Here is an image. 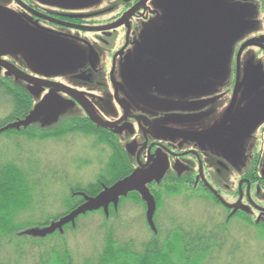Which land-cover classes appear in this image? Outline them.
<instances>
[{
  "label": "flooded vegetation",
  "instance_id": "1",
  "mask_svg": "<svg viewBox=\"0 0 264 264\" xmlns=\"http://www.w3.org/2000/svg\"><path fill=\"white\" fill-rule=\"evenodd\" d=\"M227 1L240 13L248 6L252 23L223 61L192 58L188 28L196 15L209 20L197 0H0V79L33 99L6 76L14 62L2 46L32 52L45 30L85 46L69 48L74 58L60 70L58 92L75 100L65 119L99 127L91 114L108 122L112 142H140L133 169L169 152L175 170L163 176L184 196L214 202L227 221L244 217L264 229V74H253L264 70V0ZM177 24L186 39L174 36ZM19 69L16 77L38 85L35 94L55 91Z\"/></svg>",
  "mask_w": 264,
  "mask_h": 264
},
{
  "label": "trees",
  "instance_id": "2",
  "mask_svg": "<svg viewBox=\"0 0 264 264\" xmlns=\"http://www.w3.org/2000/svg\"><path fill=\"white\" fill-rule=\"evenodd\" d=\"M32 108L33 99L27 91L9 80L0 79V137L47 141L82 134L94 138L97 145L106 146L109 155L93 182L66 187L68 192L63 195L62 211L44 218L43 213L34 210L45 206L42 201L49 197L48 190L59 182L58 169L46 171L47 166L37 164L38 155L30 157L13 144L18 154L0 158V264H264L263 228H254L244 217H239L237 221L234 217L227 221L225 216L222 221L218 217L194 220L186 213V216L171 214L165 203L168 197L181 198L184 206L190 201L209 203L213 207L216 204L189 199L190 196H184L180 189L175 188L171 178L164 176L158 182L146 185L155 204L152 226L146 217V202L137 191H131L119 197L116 207L110 204L106 213L103 208L85 211L74 217L73 222H67L60 230L55 229L45 236L27 234V231L48 228L66 218L89 199L96 198L136 170L120 143L110 140L107 129L96 127L84 117L66 118L50 128L32 124L26 128L4 130L8 125L23 120ZM124 205L141 208L149 238L136 242L114 236L113 226L108 222L110 219L122 222ZM26 214L30 216L24 218ZM96 215L102 218L100 229H105L102 246L93 250L89 257L77 259L68 246L67 235L75 234L81 228L86 230L80 220L87 221ZM233 221L242 225L243 229L254 228L252 241L257 244L255 251L248 247L246 241L239 243V238L231 234L229 227ZM3 246L11 251V259H2Z\"/></svg>",
  "mask_w": 264,
  "mask_h": 264
},
{
  "label": "rangeland",
  "instance_id": "3",
  "mask_svg": "<svg viewBox=\"0 0 264 264\" xmlns=\"http://www.w3.org/2000/svg\"><path fill=\"white\" fill-rule=\"evenodd\" d=\"M202 4L200 9L209 16L208 19H204L203 22L197 21L198 16L194 17L192 25L189 26V32L194 37L192 58L194 59H217V60H231L234 57L232 50L234 49V41H239L245 37V33H249V27L251 26V14L248 13L247 17L244 16V10L248 6L242 8V13L238 9L234 8L227 0H197ZM208 3V4H207ZM236 11V12H235ZM177 28L174 32V36L179 39L180 34H184V38L188 36L187 29L185 25L180 24V28ZM169 27L168 25H166ZM245 30V33H242ZM171 33V30H168ZM173 31V29H172ZM247 33V34H248ZM36 38H41V43L47 50L51 48H59L61 50H67L71 47H76L78 49L85 48V46L76 44L74 42H69L66 38H62L57 34L51 33V31L45 30L44 33L40 35H35ZM24 50V49H23ZM2 56H7L10 58L14 64H8L6 76L12 77L20 85L26 88L33 97V110L37 105L43 100L48 99L50 96L54 97L56 101L52 104L51 111H42L33 113V125L42 128H50L58 125L65 116L74 110V101H68L58 92V82L60 78V62L56 56L52 59L48 58L45 53L34 54L29 50H24L23 53L13 55L10 50L7 51L5 48H1ZM24 68L28 73L38 80H43L45 82H52L55 91H50L47 96L41 94H35L37 89L36 84L29 82L21 77H16L20 74V69ZM259 70V71H258ZM256 75H263L264 70L258 67L257 72L253 73ZM40 103V104H39ZM100 122L101 125H108V122L98 117L95 118ZM15 142V143H14ZM122 148L127 152L128 156L132 157L135 155L137 159V149L139 148L140 142H119ZM165 144L172 145L176 147L179 142H164ZM19 146L22 148L23 153H28V156L36 154L39 157L36 162L39 165L48 167L46 171H52V169H58L59 182L54 183L55 185L48 190L47 195L49 197L42 201L45 206L41 210H34L40 214L43 213V217H53L63 208V195L66 194L69 185L75 183L85 185L93 182L103 164L106 162L109 150L104 145H97L95 139L90 136H85L82 134H74L67 136L60 140H47V141H28L23 138L15 139L13 137H0V158L6 155H17L18 151L14 147ZM159 153V150H157ZM136 153V154H135ZM169 152L160 151V156H157L150 161V165L147 166L148 162L144 164L143 167H139L141 164L136 163L137 168L135 175L142 176L146 175L155 168L161 169L163 174L171 172L170 170H175L172 168L173 160L169 155ZM39 165V166H40ZM41 167V166H40ZM43 169V168H42ZM44 170V169H43ZM42 171V170H41ZM57 171V170H55ZM43 172V171H42ZM143 172V173H141ZM45 180V179H44ZM46 180H50L46 178ZM47 184L49 181L46 182ZM135 184V182L133 183ZM66 188V190H65ZM166 206L171 214H179V216H186L190 219H208L213 217H218L222 221L223 215H221L220 209L211 206L209 203H201L198 201H190L189 204L182 203L181 198H166ZM128 205V204H127ZM124 205L123 206V217L122 222L116 219H110L108 225L113 226L114 236L117 239H134L136 242L143 241L149 238V233L144 227V215L141 212V208H136L134 205ZM33 212V214H34ZM186 213V214H185ZM32 214V215H33ZM121 214V215H122ZM30 215L26 214L25 217ZM92 219V220H91ZM87 221L85 219L80 220L86 230L81 228L75 234L67 235L68 246L77 259H83L92 255V251L99 250L102 246V238L105 234V229H100L102 224V218L96 215ZM129 220V221H128ZM84 221V222H83ZM127 223V224H126ZM129 223V224H128ZM238 223V222H237ZM229 227L231 234L236 235L239 238V243L246 241L248 247L255 251V244L253 240L255 230L243 229L240 224L236 225V222H231ZM129 228H128V227ZM244 243V244H246ZM243 244V243H242ZM262 245L264 243H261ZM4 250L1 251V257L3 260L12 258L10 250H6L7 247H2ZM249 248V249H250ZM4 252V253H2ZM255 254V253H253ZM14 257V255H13ZM2 261V260H1Z\"/></svg>",
  "mask_w": 264,
  "mask_h": 264
},
{
  "label": "water",
  "instance_id": "4",
  "mask_svg": "<svg viewBox=\"0 0 264 264\" xmlns=\"http://www.w3.org/2000/svg\"><path fill=\"white\" fill-rule=\"evenodd\" d=\"M120 25V22L117 24L111 26L110 28L116 27ZM83 31H99V30H90V29H84L80 28ZM4 36V35H3ZM5 37H10L8 34ZM6 38V39H7ZM11 39V38H10ZM33 42V50L32 52L36 54L45 53L46 56H48L49 60L50 58L56 56L58 58V61L60 62V68H63L68 62H71V59L74 58V55L72 54V51L70 50V53L67 52L69 49L61 50L59 48H45L42 44H37V42ZM10 43L8 40H4V44L7 46ZM4 45V46H5ZM56 101V99L52 96H50L48 99L41 101L42 103L40 106L37 105L35 109L33 108L29 111L27 116L20 121H17L13 124L8 125L4 130L7 129H19L21 127L26 128L33 123V116L30 117L33 113H36L35 111L42 112V111H51L52 110V104ZM39 103V104H40ZM90 120L95 123L97 126L101 128H108V125H101L97 119H95L91 114H89ZM136 171L141 170H135L130 176L125 178L122 181H119L117 184L112 186L109 189H105L102 193H100L96 198L89 199L84 205L79 207L76 211L71 213L66 218L61 219L60 221L51 224L48 228H44L41 230H30L27 231V234L35 235V236H45L47 234L52 233L55 229H59L62 227L63 224L67 222H73L74 217H76L78 214L84 213L85 211H91V210H97L99 208H103L104 212H107V208L110 204H113L114 207H116L118 203L119 197L126 196L127 193L131 191H137L142 199L146 202V217L149 222V224L152 226V215L155 210V204L153 201V198L150 196L148 189L146 188V185L148 183H151L152 181L158 182L162 177L163 173L161 169L155 168L154 170L149 172L146 175L138 176L135 175L137 173ZM143 173V172H141ZM135 182V184H133Z\"/></svg>",
  "mask_w": 264,
  "mask_h": 264
}]
</instances>
